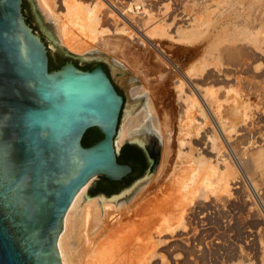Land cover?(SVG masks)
<instances>
[{
  "label": "rangeland",
  "instance_id": "obj_1",
  "mask_svg": "<svg viewBox=\"0 0 264 264\" xmlns=\"http://www.w3.org/2000/svg\"><path fill=\"white\" fill-rule=\"evenodd\" d=\"M31 1L57 48L75 60L107 58L110 71V59L120 60L123 72L116 73L168 105L158 114L169 122L167 162L155 165L158 174L142 193L123 199L122 210L108 209V223L131 233L124 264H264V0H67L93 10L94 21L75 7L66 12L63 0H45L52 12ZM121 42L131 48L130 62L108 49ZM227 50L245 53L230 60ZM201 123L209 156L187 134Z\"/></svg>",
  "mask_w": 264,
  "mask_h": 264
},
{
  "label": "water",
  "instance_id": "obj_2",
  "mask_svg": "<svg viewBox=\"0 0 264 264\" xmlns=\"http://www.w3.org/2000/svg\"><path fill=\"white\" fill-rule=\"evenodd\" d=\"M48 52L53 63L67 62L49 71ZM124 80L132 78L107 70V58H67L31 0H0V264H61V222L83 186L91 182L90 201L119 200L144 174H158L161 149L128 143L145 156L144 174L117 194L92 196L100 176L117 182L131 172L115 149L134 111ZM92 128L102 139L83 147Z\"/></svg>",
  "mask_w": 264,
  "mask_h": 264
},
{
  "label": "bare ground",
  "instance_id": "obj_3",
  "mask_svg": "<svg viewBox=\"0 0 264 264\" xmlns=\"http://www.w3.org/2000/svg\"><path fill=\"white\" fill-rule=\"evenodd\" d=\"M74 1L73 2H69L67 0L62 1V4L66 6V12L73 10L74 9L73 7H75L74 10L78 12L77 15H81L80 13L84 12L87 18H90L92 21H94L93 10H88V8L85 9L76 6L77 4H75ZM41 2L43 3V5H45V7L48 8L49 12H52V10H50V8L48 7V4L45 3V0H41ZM45 16L47 19L49 18L48 15L45 14ZM102 21H103V25L109 26V23L105 20V15H102ZM56 29L55 31H57ZM96 29L97 28L93 27L90 30L92 37L96 36L97 33ZM123 43L124 42H121V44L117 43V45L109 44L108 49L115 50V53L118 55V57L120 58L122 57L125 61L130 62V59H132L130 55L131 48L127 44L125 43L123 44ZM239 52L240 55H242V53L243 54L245 53L243 50L242 53L241 51H237V50L225 51L226 55L229 58H231L230 60L234 59L235 56L237 57ZM67 56L74 59L69 53H67ZM109 62L111 64V69L113 72H121V73L123 72L122 70L123 66H121L122 62H120V60L110 59ZM188 82L191 88L197 90L193 82L191 81ZM124 88L129 89L127 109H134V111L132 112L128 120L124 122L121 127L120 140L115 144L116 148H119V146L123 142L124 143L129 142L135 144L144 142L146 145L152 147H154L156 144L157 148L159 147L161 148V165L165 164L171 152L170 138H169L170 134L168 132L169 130L167 131V127H168L167 125H169L167 123L169 122L167 120H163L162 123L159 122L158 114L162 112L165 113L167 111L166 109L168 105L164 102L161 103L154 102V100H152L150 96L146 95V92L143 89V87H141V85L140 86L137 85V83H134V81L132 80H124ZM205 93L207 94V92ZM198 96L204 102V99L202 98L201 94H199V92H198ZM159 104H161V109L159 108ZM185 114L189 122L191 124L193 123L194 125L195 117H191L189 113H187V111H185ZM166 115L164 114V117ZM205 125L206 123H201L199 125L193 126L192 127L193 131H189L187 134L192 135V137L195 138L192 142L197 152H199L198 154L209 156L212 153L209 146L210 144L209 136H208L209 132L207 131ZM220 132L223 134V131L220 130ZM199 161H201V159ZM150 178H151V174H147L144 180L137 182L130 189V191H127L124 194H122L121 199L119 200L90 201L89 198H87L85 195H86V187L91 182L83 186L80 189L79 198L73 199V205L69 206L61 222L60 237L56 241V249L60 263L75 264L74 261L77 259L76 257L80 255L81 257H86L85 261L82 264H124L125 255L128 252H131L132 247L134 246L131 239V233H129V230L125 231V229H127L126 226L120 229L114 226L117 222H119L117 220H116L117 222L115 221V223L114 221L112 223L111 222L108 223V218L113 213L108 209H111L113 211L122 210V208L127 205V203H125L126 201H123V199L129 196L131 193H134V191H135L134 194L135 197L138 196L140 193H142L144 187L141 188V185L142 184L147 185ZM223 180H224L223 183L219 187L221 188L222 185L225 186L221 188L222 190H224L227 186L226 185L227 181H225V179ZM122 221L120 220V222ZM130 226L131 225H129V229Z\"/></svg>",
  "mask_w": 264,
  "mask_h": 264
},
{
  "label": "trees",
  "instance_id": "obj_4",
  "mask_svg": "<svg viewBox=\"0 0 264 264\" xmlns=\"http://www.w3.org/2000/svg\"><path fill=\"white\" fill-rule=\"evenodd\" d=\"M24 6H25V3L22 1V4H21L22 11L25 8ZM47 56H48L49 71L58 70L61 66H63L67 62L66 60H62V61H59L58 63H53L49 52L47 53ZM98 66H101L102 69L107 74L106 69L103 65H98ZM95 67L97 66L91 64V65H87L79 69L84 70V71H89ZM101 139H102L101 133L97 129L92 128L85 132V134L83 135L81 144L83 147H89L95 144L96 142L100 141ZM117 162L119 164L129 165L131 167V172L127 176H125L123 179L117 182L108 181L104 177L100 176L101 182L99 184H101L102 187L95 189L92 196H95L98 194H104L105 196L109 197L111 195L117 194L121 190L128 187L129 184L133 180L142 176L146 170V164H145L143 153L136 147L129 145V144H125L124 146L121 147L119 154L117 155ZM135 175L137 177H135Z\"/></svg>",
  "mask_w": 264,
  "mask_h": 264
},
{
  "label": "built area",
  "instance_id": "obj_5",
  "mask_svg": "<svg viewBox=\"0 0 264 264\" xmlns=\"http://www.w3.org/2000/svg\"><path fill=\"white\" fill-rule=\"evenodd\" d=\"M194 2L198 3V4H204V3H209L212 0H193Z\"/></svg>",
  "mask_w": 264,
  "mask_h": 264
},
{
  "label": "flooded vegetation",
  "instance_id": "obj_6",
  "mask_svg": "<svg viewBox=\"0 0 264 264\" xmlns=\"http://www.w3.org/2000/svg\"><path fill=\"white\" fill-rule=\"evenodd\" d=\"M73 65H74V64H73ZM144 159H145V164H146V162H147V161H146V158H145V156H144Z\"/></svg>",
  "mask_w": 264,
  "mask_h": 264
}]
</instances>
